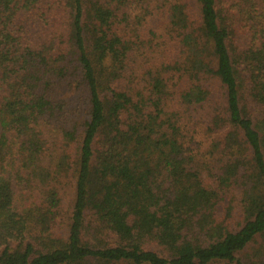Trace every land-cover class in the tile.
Segmentation results:
<instances>
[{
    "label": "trees",
    "instance_id": "16d2710c",
    "mask_svg": "<svg viewBox=\"0 0 264 264\" xmlns=\"http://www.w3.org/2000/svg\"><path fill=\"white\" fill-rule=\"evenodd\" d=\"M0 264H264V0H0Z\"/></svg>",
    "mask_w": 264,
    "mask_h": 264
},
{
    "label": "rangeland",
    "instance_id": "374dc122",
    "mask_svg": "<svg viewBox=\"0 0 264 264\" xmlns=\"http://www.w3.org/2000/svg\"><path fill=\"white\" fill-rule=\"evenodd\" d=\"M234 192H235V196H238L236 198L240 199L241 198V194L238 188H234Z\"/></svg>",
    "mask_w": 264,
    "mask_h": 264
}]
</instances>
